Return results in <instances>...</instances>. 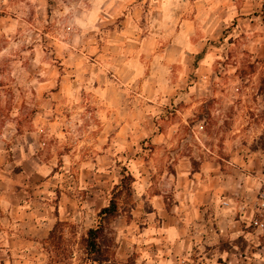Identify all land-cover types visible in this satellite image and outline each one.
<instances>
[{"label":"rangeland","instance_id":"obj_1","mask_svg":"<svg viewBox=\"0 0 264 264\" xmlns=\"http://www.w3.org/2000/svg\"><path fill=\"white\" fill-rule=\"evenodd\" d=\"M115 2L0 0V196L36 194L52 215L62 193L83 201L90 190L100 200L90 218L59 223L51 238L37 240L30 251L0 244V264H96L84 238L97 226L96 210L109 203L124 170L136 183L151 184L150 196L177 181L178 172L186 181L203 180L207 173L241 187L240 193H227L234 198L228 209L247 212L248 234L232 246L221 241L217 249H194L175 264H264V230L253 224L264 216L263 208L256 211L264 194V0H137L138 33L156 41L139 48L132 81L138 88L147 84L148 96L130 93L146 111L137 109L136 130L122 137L97 114L87 115L97 108L86 107L85 95L56 112L41 104L38 91L51 81L88 84L100 70H108L109 83L117 81L112 69H104L116 52L103 48L115 40L114 29L130 8L120 14ZM102 3L110 8L105 22L95 20ZM186 23L203 49L172 58L176 52L166 53L167 47ZM158 86L163 92L154 95ZM158 131L162 137L153 141ZM22 156H36L40 164L23 163ZM148 195L140 196L133 184L118 197L119 216L105 221L101 244L107 261L101 264H165L152 258L154 245L142 237L149 226H160L157 217L146 216L152 210ZM166 197L171 207L176 199ZM233 246L226 262L222 253Z\"/></svg>","mask_w":264,"mask_h":264},{"label":"crops","instance_id":"obj_2","mask_svg":"<svg viewBox=\"0 0 264 264\" xmlns=\"http://www.w3.org/2000/svg\"><path fill=\"white\" fill-rule=\"evenodd\" d=\"M136 3L137 0H116L113 5H116L115 8L120 11V14L128 6L130 8V11L126 15L122 14L119 20V25L122 24V26L114 29L115 40L106 42L105 48H103V51L112 48L116 52V56L110 55L109 62L104 63L106 67L104 69H112L114 76H110L117 81L110 83L107 81L108 70L105 72L100 70L98 75L92 74L90 81L85 85L78 84L76 80H73V83L59 82L56 84H52L53 81H51L38 88V91L42 93V105H49L57 112L62 105L69 106L72 103H78L85 95L86 107L92 105L97 108L96 113L90 109L87 115L96 117L97 114L100 122L104 121V125L108 123L112 126L116 137H122L128 132L136 130L135 124L139 121L137 109L139 108V111L145 113L146 108L144 105L135 106L130 93L139 91L141 94L138 96L146 97L148 96L146 91L149 89L147 84L138 88L132 83L136 79V75L138 76L139 59L142 53L139 48L143 49L144 46L148 47L149 45L154 47L156 41L138 33L137 12L139 6ZM109 9L108 4L102 3L96 10L98 17L95 20L102 22L110 18ZM94 12L95 7L90 8V18ZM100 15L102 16L100 17ZM189 30L188 24H184L180 35L168 45L166 53L176 52V54L174 53L176 56L174 55L172 58L176 59L184 54L192 57L202 51L203 45L201 42L192 40V32ZM105 56L106 54L103 53L99 55L101 59ZM93 78H98V82L92 83ZM152 91H154V95H161L163 88L161 86L154 87ZM57 124L56 119L52 123V127ZM40 132H42L41 128L37 130V134ZM160 137L162 134L159 131L150 136L153 141ZM22 160H24L23 163L36 162V164H40V160L36 156H22ZM37 175H43L42 171L41 173L35 172L34 176ZM176 177H178L177 181L174 180L164 186L155 187L156 192L151 196L148 195V192L150 194L151 191V184L146 186L140 185L138 182L133 183L134 187L136 184L137 193L140 196L148 195L149 203L152 204V210L148 211L146 216L157 217L160 220V226L157 228L149 226L142 235L147 241H150L152 247L154 245V248L151 249L152 258L164 261L165 264H175V262L181 261L180 259L188 260V254L194 249L206 250V248H210L212 250L221 241L228 242L232 246L234 242L248 234L246 225L249 224L250 218L244 214L247 212L230 210L232 206L229 204L230 201L227 202L229 199H234L230 194L240 193L242 189L240 186L238 189L236 186H232L231 182L220 180L216 174L205 173L204 179L197 181H186L181 172H178ZM40 178L43 180L42 176ZM25 184H27L24 186L25 188H30L29 181ZM38 187L41 185H37L33 189L37 190ZM24 193L23 196H0V244L8 251H30L33 245H36L37 240L49 237L57 223L70 222L77 218H90L95 213L94 206L100 201L99 198H92L96 193L90 190L82 199L83 201L78 200L73 194L67 196L62 193V197L58 199L56 215H52L50 208L44 204V198L36 194L31 196ZM98 195L101 197L100 194ZM166 195H172L176 199L172 200L171 207L166 205V202L170 200ZM224 201L228 203L230 209L222 206ZM102 208L104 207L96 210V213L98 214ZM13 212L16 213L14 218ZM234 248L233 246L229 251L222 253L226 262L227 260L231 261ZM22 260L26 261L24 258Z\"/></svg>","mask_w":264,"mask_h":264},{"label":"trees","instance_id":"obj_3","mask_svg":"<svg viewBox=\"0 0 264 264\" xmlns=\"http://www.w3.org/2000/svg\"><path fill=\"white\" fill-rule=\"evenodd\" d=\"M261 84L264 85V78L261 80ZM134 182L135 180L133 176L124 170V174L121 175V182L116 186L117 188L115 192H113L109 203L98 213L99 221L97 226L87 230L84 238V246L86 254L92 257V263L101 264L102 262L107 261L105 251H103L101 244V240L103 239L105 232V221L119 216V206L117 202L118 197L121 195V193H123V191L130 193ZM58 225L59 223L54 226L50 232L49 238L52 237L53 232Z\"/></svg>","mask_w":264,"mask_h":264},{"label":"built area","instance_id":"obj_4","mask_svg":"<svg viewBox=\"0 0 264 264\" xmlns=\"http://www.w3.org/2000/svg\"><path fill=\"white\" fill-rule=\"evenodd\" d=\"M222 206L224 208H227L229 207L228 203L226 201H224L222 203ZM245 207H242V209H244ZM264 209V194L261 195V198L259 200V208H256V211H261V209ZM253 224L256 226V228L258 230H264V216L259 214L258 216H256L254 219H253Z\"/></svg>","mask_w":264,"mask_h":264},{"label":"clouds","instance_id":"obj_5","mask_svg":"<svg viewBox=\"0 0 264 264\" xmlns=\"http://www.w3.org/2000/svg\"><path fill=\"white\" fill-rule=\"evenodd\" d=\"M96 15H98V11H97Z\"/></svg>","mask_w":264,"mask_h":264}]
</instances>
